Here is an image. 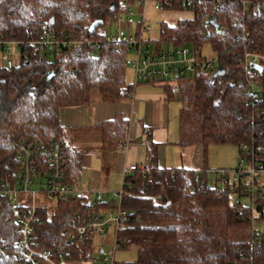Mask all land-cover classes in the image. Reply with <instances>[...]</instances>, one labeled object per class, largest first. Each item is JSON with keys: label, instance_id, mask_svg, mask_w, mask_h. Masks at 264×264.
<instances>
[{"label": "trees", "instance_id": "trees-1", "mask_svg": "<svg viewBox=\"0 0 264 264\" xmlns=\"http://www.w3.org/2000/svg\"><path fill=\"white\" fill-rule=\"evenodd\" d=\"M123 2L0 0V38L21 41L16 61L11 57L0 67V181L16 180L15 144L22 139L44 144L62 140L65 180H77L82 151L67 142L60 110L88 103L93 90L104 102L128 97L133 83L126 80L127 47L73 44L37 53L28 42L37 38L49 19L59 37L99 40L105 34L99 26L115 23L125 10ZM165 8L190 15L173 23L161 21L154 47L195 48L206 43L225 68L216 77L213 68L177 80L190 81L180 88L178 144L200 145L204 161L208 145L226 143L238 149L240 158L264 162V61L257 70L245 60L246 53L264 57V0H169ZM213 17L216 27L210 23ZM97 20L101 23L88 33ZM142 82L159 84L168 100L174 98L168 82ZM98 127L102 148L111 150L124 141L129 124L116 115ZM149 148L151 175L134 170L123 180L121 208L127 219L116 232L115 244L136 250V259L124 264H264V181L252 182L240 174L247 189L226 184L225 194L218 189V180L208 179L206 167L160 168L150 139ZM110 207L109 201L86 203L80 195L57 200L52 208L38 203L35 246L52 250L55 256L63 253L66 261L86 259L93 238L69 240L70 221L75 212L89 215ZM17 210V205L0 197V245L8 249L0 264H16ZM255 226L261 228L256 238L246 233Z\"/></svg>", "mask_w": 264, "mask_h": 264}, {"label": "built area", "instance_id": "built-area-1", "mask_svg": "<svg viewBox=\"0 0 264 264\" xmlns=\"http://www.w3.org/2000/svg\"><path fill=\"white\" fill-rule=\"evenodd\" d=\"M169 0H124L125 10L116 21V28L112 31H106L99 40H78L67 35L57 36L52 23L45 22L37 36L30 40L28 44L32 46L34 52L43 53L55 51L70 47L73 44H93L99 48L101 44L126 45L128 56L126 64L132 71L133 86L138 82L156 80L177 81L186 75H192L198 70H209L216 68L213 59L199 57L197 51L189 46H168L157 49L151 48V40L147 33L151 30L149 12L168 11L165 5ZM134 14L139 18L134 19ZM122 23H126L123 26ZM21 41L0 38V57L3 60H9L17 55L18 46ZM133 52V55H129ZM246 64H261L264 57L256 53L245 54ZM130 141L126 139L119 144V149L126 150ZM245 147V146H243ZM16 160L18 165L16 180L13 182L0 181V197L11 201L17 205L16 224L19 237L16 245L19 253L16 255V264H66L63 253L58 256L53 254L52 250L39 249L35 246V226L39 222L37 214L36 201L37 196L55 197L56 201H68L72 196L78 195V181L68 183L65 180L63 166V141H52L50 144L32 143L27 140H20L15 144ZM257 150L261 146L256 147ZM240 158L238 166L234 169H216L219 187L223 193H228L225 189L226 184L238 185L245 191L247 183L239 175L247 176L252 182L264 181V162L246 161ZM134 170L141 171L142 174L150 176L151 170L149 164H130L124 171L126 173ZM123 185V184H122ZM253 184V188H255ZM123 194L121 188L107 195L105 191H97L93 200H85L86 203L95 201H109L111 207L101 210L98 213L81 215L74 213V218L70 221L68 230V239L78 242H84L95 236L105 235L108 231L111 239V249L105 251L101 248L102 260L106 264H114V252L116 249V232L121 228L127 219L126 210L121 208V197ZM21 196H29V203ZM159 200V196L155 197ZM235 205H240V200L233 198ZM261 228L255 226L252 230L246 231L254 238L259 235ZM8 255V249L0 245V260Z\"/></svg>", "mask_w": 264, "mask_h": 264}, {"label": "crops", "instance_id": "crops-1", "mask_svg": "<svg viewBox=\"0 0 264 264\" xmlns=\"http://www.w3.org/2000/svg\"><path fill=\"white\" fill-rule=\"evenodd\" d=\"M177 14H180V17L183 15L180 12ZM129 82L133 83V76ZM172 91L174 93L173 87ZM174 99L175 94L172 100H168L163 87L159 84L139 82L133 86L128 97L119 101L104 102L99 93L93 90L88 103L62 108L59 123L65 129V138L71 146L82 151L81 170L77 178L78 195L85 200H93L99 190L110 195L121 188L124 180L123 171L130 164L147 162L150 167L153 160L150 156L149 139L156 148L155 165L160 168L184 166L191 170H200L206 167L207 159L204 161L202 158L203 163L198 162L202 154L200 145L182 147L178 144L179 125L177 138L170 134L168 124L171 115L170 105ZM180 110L181 108L177 112L178 119ZM116 115L128 120L129 128L124 141L128 139L130 144L126 150L119 149L120 143L115 149L102 148V133L98 124ZM168 145H173L175 153V163L171 166L165 163V149ZM93 240L87 251V258L93 247ZM98 245L100 246L101 242Z\"/></svg>", "mask_w": 264, "mask_h": 264}, {"label": "rangeland", "instance_id": "rangeland-1", "mask_svg": "<svg viewBox=\"0 0 264 264\" xmlns=\"http://www.w3.org/2000/svg\"><path fill=\"white\" fill-rule=\"evenodd\" d=\"M190 15L189 13H183L184 15ZM181 15L177 14V12L169 11H156L151 10L149 12V20L147 21L150 24L151 30L146 34L148 38L151 39V48L154 46V39L158 38L159 36V23L161 21H166L169 23H173L178 19ZM139 18L138 14H134V19L137 20ZM112 23V22H111ZM116 28V24L113 22L112 24L106 23L105 25H100L99 29L104 32L112 31ZM192 47V46H191ZM194 48V47H193ZM197 51L199 57H204L206 59H213L215 62V66L218 65L216 61V57L214 52L211 50L210 46L206 43H202L194 48ZM129 55H133V52H130ZM14 62L17 59V56L14 55L12 58ZM8 64L7 60H3L0 57V67H4ZM132 71L129 67L126 69V80H132ZM171 85L174 90L175 99L171 102L170 107V117H169V131L173 137L177 138L178 135V125L179 119L177 116V112L181 108L182 102L180 101V88H185V86L190 85V81L188 79H182L179 81H171ZM179 83V84H178ZM157 89H160L157 87ZM173 138V139H175ZM175 141V140H174ZM166 159L165 163L167 166H171L175 163V153L173 145L166 146ZM191 153V152H190ZM192 154V153H191ZM206 174L209 180H215L217 178L216 169H230L235 168L238 166L240 160V154L238 149L232 144H210L206 148ZM192 159H194V155H191ZM203 158V154H201L198 162H201ZM190 160V159H188ZM198 160V159H197ZM245 162V160H244ZM203 163V161H202ZM118 190V185L116 186ZM25 199V203H29L30 197L29 196H21ZM38 203H41L48 208H52L56 203L55 197H44V196H37L36 198ZM101 242L99 246L98 243ZM111 239L109 231L105 235L95 236L93 240V247L91 249L90 255L86 259L82 260H68L66 264H106L102 260V254L100 252V248L107 251L111 249ZM136 259V250L135 248H116L114 252V261L118 264H124L126 262H131Z\"/></svg>", "mask_w": 264, "mask_h": 264}, {"label": "water", "instance_id": "water-1", "mask_svg": "<svg viewBox=\"0 0 264 264\" xmlns=\"http://www.w3.org/2000/svg\"><path fill=\"white\" fill-rule=\"evenodd\" d=\"M49 22L52 23V19H49ZM101 23L100 20H97V21H94L91 25H90V28H89V31L88 33H91L93 31V29L99 25ZM210 23L212 26L216 27L217 26V19L215 17H213L211 20H210ZM254 67L257 69V70H261L262 69V66L259 65V64H255ZM225 72V68L221 65H217L216 66V69L215 71L212 73V76L213 77H216V76H219L221 74H223Z\"/></svg>", "mask_w": 264, "mask_h": 264}]
</instances>
